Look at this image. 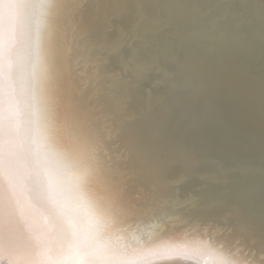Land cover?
I'll return each mask as SVG.
<instances>
[{"label":"snow or ice","instance_id":"snow-or-ice-1","mask_svg":"<svg viewBox=\"0 0 264 264\" xmlns=\"http://www.w3.org/2000/svg\"><path fill=\"white\" fill-rule=\"evenodd\" d=\"M17 8L20 38L27 20L49 15L53 8L56 24L65 37L71 35L86 78L77 82L78 92L61 90L62 54L54 42L52 101L74 117L73 127L88 124L107 167L121 183L141 192L145 185L168 192L165 176L181 165L183 175L175 184L189 177L228 184L230 170L219 165L211 175L203 172L202 153L194 147L203 128V116L194 105L212 84L222 38L219 18L206 20L168 0H17ZM113 64L120 71H109ZM16 111L20 114L19 103ZM204 187L193 189L200 199H207ZM210 206L226 209L244 234L264 245V210L259 216L245 215L228 198L213 199Z\"/></svg>","mask_w":264,"mask_h":264},{"label":"water","instance_id":"water-1","mask_svg":"<svg viewBox=\"0 0 264 264\" xmlns=\"http://www.w3.org/2000/svg\"><path fill=\"white\" fill-rule=\"evenodd\" d=\"M168 2L185 5L191 14L206 20L219 18L217 27L222 38L212 84L194 105V111L203 116V128L197 134L194 147L202 153V171L211 175L222 165L230 170L229 182L220 185L189 177L175 184L173 182L183 175V167L177 165L165 176L170 184L168 192L153 191L148 185L141 192L121 183L105 160L97 161L84 155V170L91 173L89 188L93 185L102 199L107 197L100 205H105L103 213L107 218H118L117 234L109 240L101 236L96 241L94 235L87 233L90 231L72 228L67 203L47 200L45 222L39 230L47 239L50 235L58 238L50 236L56 238L53 242L46 239L47 244L52 243L51 249L47 246L49 251L43 248L45 242L39 246L41 252H49L44 258L45 264H58L55 243L70 249L69 256L75 257L71 261L74 264H79L77 260L87 264L90 260L84 263L86 253L95 258L93 251L98 254V244L140 252L167 241L176 249L159 258L160 262L167 260V264H264V245L259 239L244 234L227 216L226 209L210 206L213 199L228 198L243 208L242 214L251 212L259 216L264 210V0ZM8 41L3 42V47ZM108 70L118 72L120 68L113 64ZM0 78L5 80L1 73ZM71 137L72 134L68 138L71 146L77 148ZM70 151L68 147L67 152ZM71 174L70 170L68 175ZM201 184L205 185L202 194L207 199H200L201 193L193 191ZM14 227L18 228L16 224ZM94 240L98 244L93 243ZM23 241L21 246L26 253L24 249L31 240L25 237ZM35 241L37 244L43 242L38 238ZM192 243H199L205 250L192 249ZM77 249L83 252L82 256ZM1 260V264H5V260Z\"/></svg>","mask_w":264,"mask_h":264},{"label":"bare ground","instance_id":"bare-ground-1","mask_svg":"<svg viewBox=\"0 0 264 264\" xmlns=\"http://www.w3.org/2000/svg\"><path fill=\"white\" fill-rule=\"evenodd\" d=\"M34 1L37 3L38 0ZM17 19V0H0V62L5 63L3 66L0 64V73L5 79L0 78V261L4 259L5 264H45L44 258L49 252H41L39 246L45 242L43 248L49 251L48 247L51 249L52 243L47 244L46 235L39 227L45 222L47 200L67 203L73 220L72 228L77 231L82 228L90 231L87 233L94 235L96 241L101 236L105 237V240L114 237L119 222L118 218L110 219L103 213L105 205L100 204L104 203L103 199L107 197L102 199L95 186L89 188L91 173L88 174L84 170L86 158L77 148L71 146L72 142L68 138L72 134V129L65 124L61 111L56 109L53 101L47 113L46 126L52 154L50 172L59 195L53 196L46 192L39 180L35 161L20 134L21 114H17L16 111L19 97L11 66L14 59L13 50L18 51L21 41ZM35 20L36 16L33 15L28 22L26 21L24 33L31 29ZM7 39L8 44L3 47V42ZM68 147L71 148L70 152H67ZM70 170L73 174L68 175ZM15 224L18 228L14 227ZM50 236L47 240L56 241V238ZM25 237L31 240L27 249H24L26 253L21 246ZM37 238L43 242L37 244L35 241ZM86 240L88 241L87 238ZM95 240L93 243H96ZM53 245L58 251L59 258L56 257L58 264H74L71 261L75 257L69 256L71 253L68 247L57 243ZM154 245L155 247L140 252H130L125 251L127 247L98 244V254L93 251L95 248L91 249L95 258L86 253L84 263L90 260L93 263L89 261L87 264H167V260L160 262L159 258L176 251L175 245L169 241ZM190 247L192 249L201 247L205 250L199 243H192ZM77 252L82 256L83 252L80 249H77ZM115 255L116 258L113 257ZM77 262L81 264L79 260Z\"/></svg>","mask_w":264,"mask_h":264},{"label":"clouds","instance_id":"clouds-1","mask_svg":"<svg viewBox=\"0 0 264 264\" xmlns=\"http://www.w3.org/2000/svg\"><path fill=\"white\" fill-rule=\"evenodd\" d=\"M48 11L49 15H42L36 19L31 29L21 37L13 59V76L19 97L20 134L32 154L38 178L45 191L57 196L59 193L56 191V182L50 172L52 154L46 126V117L52 101L50 80L52 44L55 42L62 54V91L78 92L76 84L81 77L86 78V73L84 67L77 63L78 49L71 35L65 37L56 24L55 9ZM60 111L65 124L72 129L71 139L77 149L86 156L103 161L100 142L88 124L81 121L73 127L74 117L66 113L63 106Z\"/></svg>","mask_w":264,"mask_h":264}]
</instances>
